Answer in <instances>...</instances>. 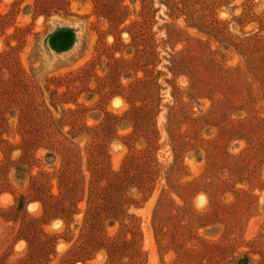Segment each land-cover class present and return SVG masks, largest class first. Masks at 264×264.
<instances>
[{"label":"rangeland","instance_id":"rangeland-1","mask_svg":"<svg viewBox=\"0 0 264 264\" xmlns=\"http://www.w3.org/2000/svg\"><path fill=\"white\" fill-rule=\"evenodd\" d=\"M0 264H264V0H0Z\"/></svg>","mask_w":264,"mask_h":264},{"label":"water","instance_id":"water-1","mask_svg":"<svg viewBox=\"0 0 264 264\" xmlns=\"http://www.w3.org/2000/svg\"><path fill=\"white\" fill-rule=\"evenodd\" d=\"M75 36L73 29L58 27L48 35V44L56 52L68 50L74 43Z\"/></svg>","mask_w":264,"mask_h":264},{"label":"trees","instance_id":"trees-1","mask_svg":"<svg viewBox=\"0 0 264 264\" xmlns=\"http://www.w3.org/2000/svg\"><path fill=\"white\" fill-rule=\"evenodd\" d=\"M43 4H45V1H41V6H43ZM41 11H43L42 9H41ZM249 40H251L252 42H251V46H252V48L254 49V48H256L257 47V44L259 43V37H258V35L257 34H253L250 38H249ZM32 140V139H31ZM61 143V142H60ZM29 144H30V142H29ZM63 145H60L59 146V148H61ZM63 170H64V168H63ZM45 196L46 197H51V195L50 194H45ZM39 201L40 202H43L44 203V201H42L41 200V198H39ZM23 208H24V204H23V201H22V199L21 198H18L17 199V210L18 211H22L23 210ZM115 242H113L112 240H110V239H108V240H106V242H104V248H106V249H109V250H113L114 249V247H115Z\"/></svg>","mask_w":264,"mask_h":264}]
</instances>
